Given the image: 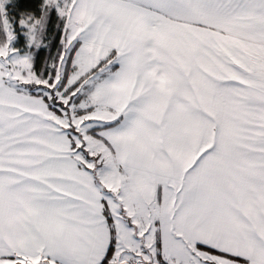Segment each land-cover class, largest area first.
I'll use <instances>...</instances> for the list:
<instances>
[{"label": "snow or ice", "instance_id": "6c2138e0", "mask_svg": "<svg viewBox=\"0 0 264 264\" xmlns=\"http://www.w3.org/2000/svg\"><path fill=\"white\" fill-rule=\"evenodd\" d=\"M0 264H264V0H0Z\"/></svg>", "mask_w": 264, "mask_h": 264}]
</instances>
